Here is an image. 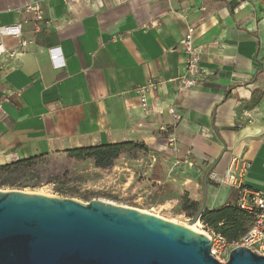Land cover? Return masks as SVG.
Instances as JSON below:
<instances>
[{"label": "crops", "instance_id": "crops-1", "mask_svg": "<svg viewBox=\"0 0 264 264\" xmlns=\"http://www.w3.org/2000/svg\"><path fill=\"white\" fill-rule=\"evenodd\" d=\"M13 24L28 45L3 39L16 54L0 56V166L135 142L158 159V204L184 195L203 212L236 204L224 183L235 159L250 163L244 183L264 194V0H0V26ZM189 27L207 78L181 91ZM150 80L159 85L145 111L135 90Z\"/></svg>", "mask_w": 264, "mask_h": 264}, {"label": "water", "instance_id": "water-1", "mask_svg": "<svg viewBox=\"0 0 264 264\" xmlns=\"http://www.w3.org/2000/svg\"><path fill=\"white\" fill-rule=\"evenodd\" d=\"M211 247L207 236L138 209L0 191V264H264L243 247L220 263Z\"/></svg>", "mask_w": 264, "mask_h": 264}, {"label": "rangeland", "instance_id": "rangeland-1", "mask_svg": "<svg viewBox=\"0 0 264 264\" xmlns=\"http://www.w3.org/2000/svg\"><path fill=\"white\" fill-rule=\"evenodd\" d=\"M156 154L135 151L121 155L107 169L97 168L91 160L77 161L64 153L43 156L25 173L12 176V183L0 191H22L49 197H59L87 205L90 200H101L118 206L130 207L163 219L188 225L207 236L201 223L180 212L170 202L158 204V159Z\"/></svg>", "mask_w": 264, "mask_h": 264}, {"label": "built area", "instance_id": "built-area-1", "mask_svg": "<svg viewBox=\"0 0 264 264\" xmlns=\"http://www.w3.org/2000/svg\"><path fill=\"white\" fill-rule=\"evenodd\" d=\"M47 1V0H41ZM26 10L34 13L35 21H41L43 19L42 12L39 6H26ZM22 34L21 24L4 25L0 26V56L8 54L14 56L16 52H8L4 45L3 39L6 37H12L20 40ZM28 42L20 40L19 52L26 49ZM179 49L185 55V62L180 72L178 82L181 91H188L200 86L207 78V71L201 67L202 52L194 45V28L189 27L185 34ZM51 61L56 65L59 62L60 56L55 53L56 50H51ZM158 83L152 80L147 84L139 86L136 90V96L143 110H149L148 104V92L158 89ZM169 112L174 119L178 122L181 119L177 110L170 106ZM4 114L2 105L0 104V116ZM163 131L168 133L169 128L163 127ZM178 142L177 137L174 134L168 135V143L170 146L176 145ZM251 168L249 162L235 159L227 172L225 173L224 183L234 188L237 192L236 204L238 207L250 214L254 223L251 229L243 235L241 238L235 241H228L222 235L209 232L207 237L211 240V254L220 263H227L231 252L236 248H249L253 252H256L264 256V194L250 189L244 183V178ZM217 177L216 173L210 175V178L214 180ZM215 255V256H214Z\"/></svg>", "mask_w": 264, "mask_h": 264}, {"label": "trees", "instance_id": "trees-1", "mask_svg": "<svg viewBox=\"0 0 264 264\" xmlns=\"http://www.w3.org/2000/svg\"><path fill=\"white\" fill-rule=\"evenodd\" d=\"M150 149L144 143L125 142L118 144H102L83 148H75L66 151L69 158L77 161L91 160L97 168L107 169L120 158L121 155L135 151ZM43 156L18 161L12 164L0 166V187L13 186L12 176L25 173L36 164ZM89 202L90 197H85ZM180 212L190 218H195L200 210V204L192 201L188 195L180 198ZM200 223L205 230L222 235L232 242L245 235L253 226L254 219L247 212L241 210L237 204L222 206L215 210H205L200 216Z\"/></svg>", "mask_w": 264, "mask_h": 264}, {"label": "bare ground", "instance_id": "bare-ground-1", "mask_svg": "<svg viewBox=\"0 0 264 264\" xmlns=\"http://www.w3.org/2000/svg\"><path fill=\"white\" fill-rule=\"evenodd\" d=\"M180 224H181V223H180ZM183 225H185V224H183ZM185 226L189 227L188 225H185ZM189 228H191V229H192L193 227H191V226H190ZM192 230H194V229H192Z\"/></svg>", "mask_w": 264, "mask_h": 264}]
</instances>
